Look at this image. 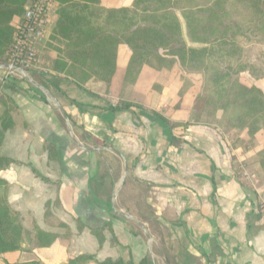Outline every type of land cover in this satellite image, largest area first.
<instances>
[{
  "label": "crops",
  "instance_id": "crops-1",
  "mask_svg": "<svg viewBox=\"0 0 264 264\" xmlns=\"http://www.w3.org/2000/svg\"><path fill=\"white\" fill-rule=\"evenodd\" d=\"M48 54L50 62L43 59L45 67L31 71V81L0 85L17 107L16 127L0 145V157L15 163L0 179L20 213L23 247L32 249L1 255L0 264H69L84 254L96 257L90 264L119 258L264 264L262 198L240 180L228 136L205 124L206 112L198 114L200 83L174 110L182 85L178 68L162 94L153 91L162 74L148 66L135 85L124 82L120 67L111 87L91 80L85 91L53 72L56 56ZM6 70L0 65V77ZM120 102L143 109L110 110ZM156 112L171 123H190L182 132L189 143L174 145L171 128ZM35 228L58 238L35 248ZM98 230H104L102 246L93 233Z\"/></svg>",
  "mask_w": 264,
  "mask_h": 264
},
{
  "label": "trees",
  "instance_id": "trees-1",
  "mask_svg": "<svg viewBox=\"0 0 264 264\" xmlns=\"http://www.w3.org/2000/svg\"><path fill=\"white\" fill-rule=\"evenodd\" d=\"M31 0H0V62L7 64L16 40L15 20L22 18ZM57 18L43 52L55 54L50 69L81 88L93 80L111 87L124 69L125 83L135 85L144 66L162 77L153 91L162 94L171 72L180 71L181 108L185 95L198 83V109L204 107L210 119L228 136L255 137L264 133V51L257 62L245 58L246 42L264 46V0H133L129 6L107 7L103 0H54ZM35 72V70H34ZM33 73V72H32ZM35 75V74H34ZM41 75H44L41 73ZM45 76V75H44ZM19 77H13V79ZM21 79V78H19ZM9 83V82H8ZM8 83L1 85L2 87ZM47 101L44 95H41ZM0 145L16 124L17 107L1 92ZM143 109L131 102L111 106L113 112ZM174 145L189 143L184 130L190 123H171ZM216 127V125H210ZM264 173V143L255 149ZM15 162L0 157V172ZM104 230L94 231L100 246ZM58 237L35 228V248L50 247ZM24 227L20 213L8 201V185L0 179V256L31 251L23 247ZM94 255L70 258L69 264L96 263ZM100 264H134L107 259ZM141 264H148L145 259Z\"/></svg>",
  "mask_w": 264,
  "mask_h": 264
},
{
  "label": "built area",
  "instance_id": "built-area-1",
  "mask_svg": "<svg viewBox=\"0 0 264 264\" xmlns=\"http://www.w3.org/2000/svg\"><path fill=\"white\" fill-rule=\"evenodd\" d=\"M58 6L54 0H31L23 17L16 19L17 36L7 62L16 70L7 69L0 77V85L15 76L24 79L30 77L31 71L41 70L43 47L56 21ZM260 210L264 213V200L260 202Z\"/></svg>",
  "mask_w": 264,
  "mask_h": 264
},
{
  "label": "rangeland",
  "instance_id": "rangeland-1",
  "mask_svg": "<svg viewBox=\"0 0 264 264\" xmlns=\"http://www.w3.org/2000/svg\"><path fill=\"white\" fill-rule=\"evenodd\" d=\"M133 0H105L107 5H131ZM16 21V20H15ZM245 47V58L250 62H257L261 56V53L264 51V46L256 42H246L244 43ZM50 52H45L43 54V59L48 64L50 62ZM54 61V59H53ZM53 61L51 63H53ZM44 64V67L46 65ZM0 65L5 66L0 62ZM201 83L199 84L200 92H201ZM50 102L52 103L53 98L49 96ZM53 104V103H52ZM201 112H206V109L202 106L198 110V114ZM207 121L205 124L210 125H218V121L214 119H210L207 117ZM228 141L233 147L234 155L236 157V165L238 166V175L242 183L252 188L253 190H257L258 195L261 196L262 201L264 200V173L260 171L259 159L255 156V149L258 145L264 143V133H260L255 137H248L247 135L242 138H238L236 136L228 137ZM259 165V170L256 172V167ZM261 202V201H260Z\"/></svg>",
  "mask_w": 264,
  "mask_h": 264
},
{
  "label": "water",
  "instance_id": "water-1",
  "mask_svg": "<svg viewBox=\"0 0 264 264\" xmlns=\"http://www.w3.org/2000/svg\"><path fill=\"white\" fill-rule=\"evenodd\" d=\"M4 68H5V69H14V70H16V68L11 67V66H9V65L4 66ZM25 79L31 81L30 77H28V76L25 77ZM52 103H53L54 106H56V107L59 109V111L61 112V114H62L63 117L65 118V120H66L67 122H69V118H68V116H67L65 110L60 106V104H59L56 100H54V99H53Z\"/></svg>",
  "mask_w": 264,
  "mask_h": 264
}]
</instances>
